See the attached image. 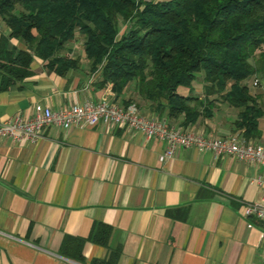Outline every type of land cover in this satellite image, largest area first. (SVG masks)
<instances>
[{"label":"crops","instance_id":"1","mask_svg":"<svg viewBox=\"0 0 264 264\" xmlns=\"http://www.w3.org/2000/svg\"><path fill=\"white\" fill-rule=\"evenodd\" d=\"M0 33H9L1 20ZM11 45L25 48L13 38ZM70 48L79 67L60 75L34 56L32 74L0 90V121L99 99L119 106L131 100L140 113L153 114L133 84L121 93L110 83L99 86L81 40ZM261 83L264 77L258 88ZM255 90L264 110V90ZM192 92L202 98L200 79ZM235 114L216 99L208 117L170 124L224 137L237 134ZM257 128L252 141L264 145V111ZM163 147L137 130L103 122L49 125L33 142L0 137V264H92L108 260L112 250L118 251L114 264H261L264 219L244 216L243 209L264 204L255 182L264 180V166L192 147L161 161ZM100 224L110 227L106 244L93 241ZM66 236L82 239L80 260L62 253ZM66 251L72 256L75 244Z\"/></svg>","mask_w":264,"mask_h":264},{"label":"trees","instance_id":"2","mask_svg":"<svg viewBox=\"0 0 264 264\" xmlns=\"http://www.w3.org/2000/svg\"><path fill=\"white\" fill-rule=\"evenodd\" d=\"M0 20L9 29L0 33V90L31 75L34 56L60 75L79 67L67 52L80 37L99 86L121 93L133 84L149 111L181 126L208 117L219 99L236 109L234 131L259 136L264 110L245 81L264 77V0H0ZM12 38L25 48L9 46ZM109 232L98 225L93 241L106 244ZM81 244L66 236L62 253L80 260ZM117 255L92 264H114Z\"/></svg>","mask_w":264,"mask_h":264},{"label":"built area","instance_id":"3","mask_svg":"<svg viewBox=\"0 0 264 264\" xmlns=\"http://www.w3.org/2000/svg\"><path fill=\"white\" fill-rule=\"evenodd\" d=\"M253 79L251 84H256ZM108 123L117 127L134 129L146 138H156L164 144L159 160L172 158L179 148L192 147L197 151H209L213 155H229L239 161L257 163L264 166V145L244 139L240 134L224 137L206 136L200 131L191 132L168 123L154 114L140 113L135 103L126 106L106 99L86 100L68 108L52 111L48 107L36 110L29 118L14 115L0 121V137H10L14 140L36 141L41 137V131L49 125L62 129L83 124L94 126L98 123ZM255 182L264 194V180L258 178ZM244 216L264 219V204L246 203ZM264 264V258L261 262Z\"/></svg>","mask_w":264,"mask_h":264},{"label":"rangeland","instance_id":"4","mask_svg":"<svg viewBox=\"0 0 264 264\" xmlns=\"http://www.w3.org/2000/svg\"><path fill=\"white\" fill-rule=\"evenodd\" d=\"M76 42V44H80V37H77V40L75 41ZM198 73H196V76L198 77ZM254 78V77H253ZM253 78L251 77V81L253 80ZM196 79H199V78H195L194 79V83H195V81H196ZM251 81H250V78L248 79V80H246L245 81V83L247 84V86H248V89H249V91L251 92V93H255L256 92V90L255 89H261V90H264V83L262 84H260L261 86V88H258L257 86H258V80H257V84L255 85V86H252L251 85ZM263 87V88H262ZM179 91L180 92H186V89L185 88H183V87H180L179 88Z\"/></svg>","mask_w":264,"mask_h":264}]
</instances>
